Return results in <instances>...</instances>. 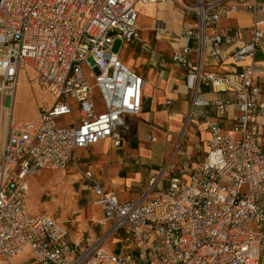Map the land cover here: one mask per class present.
<instances>
[{"label": "built area", "instance_id": "2783aa9c", "mask_svg": "<svg viewBox=\"0 0 264 264\" xmlns=\"http://www.w3.org/2000/svg\"><path fill=\"white\" fill-rule=\"evenodd\" d=\"M164 1L175 4L184 19L186 44L170 59L184 71L192 106L208 105L199 95L201 86L234 93L238 114L232 133L237 137L211 124L202 162L158 190L162 170L131 200L105 195L89 172L81 173L94 194L92 204L101 211L96 224L104 231L69 242L63 223L28 213L26 179L78 164L80 149L106 140L114 148L122 145L129 131L126 118L142 110L144 80L121 63L112 47L115 41L139 40L138 6ZM238 11L251 14L248 30L217 27L221 18ZM263 27L264 0H0V119H5L0 264L24 250L35 264H264V152L255 124L263 113L259 96L264 88L254 82ZM150 31L160 37L166 28L158 21ZM204 51L215 65L229 61L236 72L204 71ZM21 67L34 74L29 84L52 99L38 107L36 119H14L4 105L6 97L11 102ZM229 105L214 102L220 116ZM65 116L69 123L59 125Z\"/></svg>", "mask_w": 264, "mask_h": 264}, {"label": "crops", "instance_id": "0c3cea01", "mask_svg": "<svg viewBox=\"0 0 264 264\" xmlns=\"http://www.w3.org/2000/svg\"><path fill=\"white\" fill-rule=\"evenodd\" d=\"M150 7L155 9L154 19L149 25L143 27L137 21V27L148 29L152 35L144 33L139 36V40L131 43L122 44L119 41L118 51L113 52L118 55L125 67L144 80L140 114L126 118L129 131L119 148H114L110 140H106L80 149L77 151V156L84 159L83 163L78 167V164L71 162L63 171L57 172L71 199L79 201L80 192H87L90 198L89 205L99 209V213L91 218L96 229L93 230L81 224L74 225L70 238H68L69 234L66 229L69 242L74 243L81 237L94 239L104 231V227L96 224L101 218V211L99 207L92 204L95 197L90 184L87 182L86 186L79 189H76L74 185L82 178L81 173L89 172L105 195L115 196L119 201L131 200L137 198L148 188L151 178L159 176L163 170V164L167 162L178 143L181 144V148L175 152V161L179 166H173L170 172H165V179L162 176L156 182L155 187L158 190L165 188L170 178L183 175L191 166L203 161L208 150L210 140L208 127L211 124L219 126L223 134H229L233 138L237 137L232 133L234 120L238 114L235 94L219 93L209 87L201 86L199 95L201 100L207 102L208 105L192 106L193 94L186 87L184 71L171 62L170 58L174 49L186 44V41L181 38L184 19L177 6L170 1H164L151 4ZM158 21L164 24L166 33L155 37L150 29ZM251 24V14L238 11L221 18L217 27L248 30ZM208 33L212 31L208 30ZM189 45L194 46V41H190ZM191 61H196L195 54H191ZM254 61L259 67L254 82L264 88V38L255 53ZM202 62L204 71L210 73L233 74L237 70V66L229 61L219 66L215 65L207 51L203 53ZM217 100H227L230 103L223 116L218 114L214 106ZM167 101L170 104L165 106L164 103ZM259 102L264 104V91L259 96ZM255 124L258 130L257 143L264 152V109L263 113L256 117ZM147 136L153 138V141L146 140ZM4 141L5 133L1 138L0 148ZM28 197L29 185L26 203L29 201ZM260 205L264 207V190L260 197ZM78 209L81 214L71 219L72 224L73 221L82 223L88 220L86 210H83L81 206H78ZM1 264L35 263L31 252L24 250L21 254Z\"/></svg>", "mask_w": 264, "mask_h": 264}, {"label": "rangeland", "instance_id": "374dc122", "mask_svg": "<svg viewBox=\"0 0 264 264\" xmlns=\"http://www.w3.org/2000/svg\"><path fill=\"white\" fill-rule=\"evenodd\" d=\"M138 24L143 27L144 25H149L150 22L154 19L155 9L150 7V5L138 6ZM139 29V36L144 35V33L152 35L148 29ZM119 41H116L113 44L112 51L116 52L119 49ZM33 72L27 68L21 67L18 73V78L16 86L10 102V112L12 118L17 120H31L37 118L38 107L42 104H50L52 102L51 97L46 93H41L37 91L34 87L29 84V79L33 77ZM95 104L97 108H100V102L98 98L94 97ZM75 118V115H73ZM69 117L65 116L58 119L59 125H65L69 123ZM5 133V119L2 117L0 119V145L1 138ZM179 144V143H178ZM175 148L168 158L167 162L163 164L162 169L166 172H170L171 168L178 167L179 164L175 161V152L179 151L181 144ZM113 152H111L112 154ZM202 156V153L200 154ZM113 156V155H112ZM84 159L78 161V167L83 163ZM75 164V162H72ZM179 170V169H178ZM177 170V171H178ZM60 171H41L37 175H31L27 177V182L29 185V201L26 203V209L29 214L35 215L37 213L45 214L61 223L68 230V238L72 233V226L82 225L84 227H90L93 230L96 227L93 226L91 218L96 216L99 213L98 208H92L89 205V196L87 192H80L79 201H74L68 196L66 188L62 183L61 176L57 174ZM82 177V176H81ZM165 179V174L163 175ZM76 189L82 188L87 185V181H84L82 177L75 184ZM156 189H158L156 187ZM126 195V194H125ZM78 206H81L83 210L85 209L88 214V220L82 223L77 221L72 224L71 219L77 217L81 214V211L78 209ZM74 219V218H73ZM114 241L108 242L106 245L112 244ZM119 246V245H115ZM118 249V248H117Z\"/></svg>", "mask_w": 264, "mask_h": 264}, {"label": "water", "instance_id": "95a60500", "mask_svg": "<svg viewBox=\"0 0 264 264\" xmlns=\"http://www.w3.org/2000/svg\"><path fill=\"white\" fill-rule=\"evenodd\" d=\"M4 105H5L6 107H9V106H10V97H6V98H5Z\"/></svg>", "mask_w": 264, "mask_h": 264}, {"label": "bare ground", "instance_id": "6f19581e", "mask_svg": "<svg viewBox=\"0 0 264 264\" xmlns=\"http://www.w3.org/2000/svg\"><path fill=\"white\" fill-rule=\"evenodd\" d=\"M148 5H151V4H148Z\"/></svg>", "mask_w": 264, "mask_h": 264}]
</instances>
